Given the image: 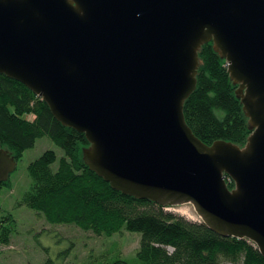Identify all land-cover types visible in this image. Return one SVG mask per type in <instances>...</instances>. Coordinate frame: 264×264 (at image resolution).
Masks as SVG:
<instances>
[{
    "label": "water",
    "instance_id": "1",
    "mask_svg": "<svg viewBox=\"0 0 264 264\" xmlns=\"http://www.w3.org/2000/svg\"><path fill=\"white\" fill-rule=\"evenodd\" d=\"M209 42L252 131L242 148L184 119ZM0 74L84 135V164L113 190L189 204L264 258V0H0ZM15 168L0 145V183Z\"/></svg>",
    "mask_w": 264,
    "mask_h": 264
},
{
    "label": "trees",
    "instance_id": "2",
    "mask_svg": "<svg viewBox=\"0 0 264 264\" xmlns=\"http://www.w3.org/2000/svg\"><path fill=\"white\" fill-rule=\"evenodd\" d=\"M198 57L196 87L183 105L185 122L208 146L219 140L242 148L252 131L235 94L237 85L212 42L201 46ZM42 137L61 156L47 150L28 165L31 184L21 206L48 224L72 225L96 237L110 238L122 230L140 234L138 250L130 261L122 259L115 246L113 260H107L108 251L77 264H264L248 240L218 236L201 222L113 190L84 164L82 150L89 146L84 135L59 123L48 105L23 84L0 74L1 148L17 163ZM9 183V178L0 183V190ZM226 184L234 188L231 180L226 179ZM11 222L0 220V246L10 243Z\"/></svg>",
    "mask_w": 264,
    "mask_h": 264
},
{
    "label": "rangeland",
    "instance_id": "3",
    "mask_svg": "<svg viewBox=\"0 0 264 264\" xmlns=\"http://www.w3.org/2000/svg\"><path fill=\"white\" fill-rule=\"evenodd\" d=\"M47 150L61 156V151L48 138L38 139L16 163L9 177V186L0 190V220L14 222L10 243L0 246V264H77L108 251L110 257H106L107 260H113L115 246L120 249L122 259H134L139 233L122 230L110 238L96 237L72 225L48 224L41 215L19 204L31 184L27 175L28 165ZM56 166L57 163L53 168ZM165 211L191 222H201L189 204L166 207Z\"/></svg>",
    "mask_w": 264,
    "mask_h": 264
},
{
    "label": "bare ground",
    "instance_id": "4",
    "mask_svg": "<svg viewBox=\"0 0 264 264\" xmlns=\"http://www.w3.org/2000/svg\"><path fill=\"white\" fill-rule=\"evenodd\" d=\"M196 213V212H195ZM197 215V214H196ZM198 216V215H197ZM199 217V216H198ZM200 218V217H199Z\"/></svg>",
    "mask_w": 264,
    "mask_h": 264
}]
</instances>
